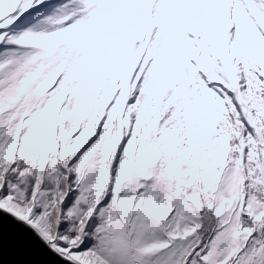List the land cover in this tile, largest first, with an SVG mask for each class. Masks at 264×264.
Returning <instances> with one entry per match:
<instances>
[{
  "label": "snow or ice",
  "instance_id": "obj_1",
  "mask_svg": "<svg viewBox=\"0 0 264 264\" xmlns=\"http://www.w3.org/2000/svg\"><path fill=\"white\" fill-rule=\"evenodd\" d=\"M0 264H264V0H0Z\"/></svg>",
  "mask_w": 264,
  "mask_h": 264
}]
</instances>
